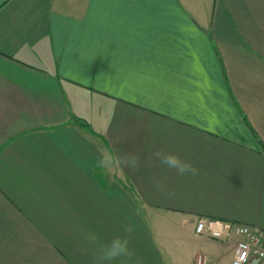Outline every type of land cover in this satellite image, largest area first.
<instances>
[{
  "label": "crops",
  "instance_id": "0c3cea01",
  "mask_svg": "<svg viewBox=\"0 0 264 264\" xmlns=\"http://www.w3.org/2000/svg\"><path fill=\"white\" fill-rule=\"evenodd\" d=\"M200 217L264 239V0H0V264H94L129 223L131 264H232Z\"/></svg>",
  "mask_w": 264,
  "mask_h": 264
},
{
  "label": "clouds",
  "instance_id": "9594fccd",
  "mask_svg": "<svg viewBox=\"0 0 264 264\" xmlns=\"http://www.w3.org/2000/svg\"><path fill=\"white\" fill-rule=\"evenodd\" d=\"M160 166L167 167L169 170H175L178 175H196L198 169L189 161L182 159L179 155L174 153H164L156 151L153 158L149 160V166H155L156 162ZM122 168H128L131 171H136L140 167L141 156L138 153L124 152L121 155L113 156L111 153L102 154L101 158L97 161L98 167L110 168L113 164ZM157 188H163L162 182L157 181ZM134 227L129 223L124 232V236H114L110 242L100 244L93 249L94 264H110V262L123 257L121 264H131V259L134 256L133 250L130 248V236ZM99 237L96 233H86L84 241L90 245H96Z\"/></svg>",
  "mask_w": 264,
  "mask_h": 264
},
{
  "label": "built area",
  "instance_id": "2783aa9c",
  "mask_svg": "<svg viewBox=\"0 0 264 264\" xmlns=\"http://www.w3.org/2000/svg\"><path fill=\"white\" fill-rule=\"evenodd\" d=\"M198 236L218 241L233 242L232 264H247L252 256L264 263V239L260 231L249 225L200 217L194 225ZM196 264H202V258L196 257Z\"/></svg>",
  "mask_w": 264,
  "mask_h": 264
},
{
  "label": "rangeland",
  "instance_id": "374dc122",
  "mask_svg": "<svg viewBox=\"0 0 264 264\" xmlns=\"http://www.w3.org/2000/svg\"><path fill=\"white\" fill-rule=\"evenodd\" d=\"M197 243V242H196Z\"/></svg>",
  "mask_w": 264,
  "mask_h": 264
}]
</instances>
